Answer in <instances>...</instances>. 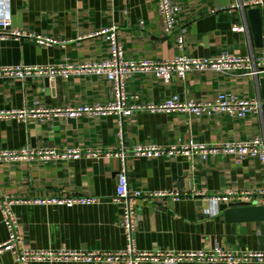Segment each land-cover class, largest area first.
Segmentation results:
<instances>
[{
	"label": "crops",
	"instance_id": "0c3cea01",
	"mask_svg": "<svg viewBox=\"0 0 264 264\" xmlns=\"http://www.w3.org/2000/svg\"><path fill=\"white\" fill-rule=\"evenodd\" d=\"M180 8L178 29L185 28L184 54L212 59L224 54L258 57L264 49V7H247L250 0H172ZM243 5V6H242ZM25 37L0 38V67L16 65L60 67L100 64L111 57L103 31L116 27L127 60L169 61L182 53L178 34L167 35L156 0H0V21ZM236 26L245 32L235 33ZM0 32H2L0 30ZM10 32V30L3 31ZM54 43L40 45L36 37ZM46 77L21 81L0 79V110H31L37 106L69 109L105 105L113 85L104 76L75 74L57 77L54 88ZM128 92L146 104L181 101L214 102L221 94L239 100L260 99L262 111L245 118L222 113L194 117L181 113L137 112L122 121L116 116L78 119L0 120V150L68 149L98 154L77 160L0 163V202L6 197L25 201L12 208L19 220L23 248L31 251L116 252L127 241L122 228L123 205L113 202L121 162L105 156L126 146H172L196 143L220 146L264 139V98L259 83L238 73H188L165 84L152 74L133 77ZM123 132V140L120 137ZM129 188L144 194L181 193L179 201L155 198L135 201L139 219L135 233L141 251H212L216 246L238 253L264 251V221L228 222L217 203L206 197L234 193L257 194L264 187V164L233 156L131 158ZM202 193L205 197H196ZM53 197L95 198L92 205L73 207L26 203ZM9 231L0 208V245ZM0 264H18L16 256L0 254ZM31 264H108L83 261ZM113 264H122L119 262ZM141 264H153L142 262ZM180 264H227L186 261ZM238 264H262L240 262Z\"/></svg>",
	"mask_w": 264,
	"mask_h": 264
},
{
	"label": "built area",
	"instance_id": "2783aa9c",
	"mask_svg": "<svg viewBox=\"0 0 264 264\" xmlns=\"http://www.w3.org/2000/svg\"><path fill=\"white\" fill-rule=\"evenodd\" d=\"M8 3L10 0H2ZM158 13L163 20L165 33L171 35L178 34V46L181 55L173 60L152 61V60H127L117 36V28L113 27L103 31L108 35L111 43V57L108 61L100 64H86L81 66L62 65L60 67H39L16 65L13 67H0V79L14 78L21 81L46 77L56 79L63 77L68 79L72 75L90 74L104 76L108 82L113 85L112 101L108 104H96L93 106H80L77 108L60 109L46 108L37 106L31 110H0V120H46L58 117L69 119H78L83 116L105 117L116 116L121 121L137 112L150 113H181L194 117L203 115L214 116L222 113L229 114L231 117L245 118L251 114H259L262 111V102L258 99L239 100L233 96L221 94L214 102H195L193 100L181 101L175 96L162 104H146L139 102L137 97L128 92L129 81L138 75L152 74L156 79L165 84L171 83L174 78L185 80L188 73L197 72H215L224 75L239 74L244 77H250L258 81L264 78V49L258 57H239L224 54L218 58L198 59L191 58L184 54L185 28L178 29L177 15L180 8L172 0H156ZM243 6V5H242ZM244 6L264 7V0H250L244 3ZM10 20L0 21V38L6 36L25 37L20 31L11 30ZM6 30H10L5 34ZM245 27L236 26L232 29L235 33L245 32ZM40 45L54 43L52 40L36 37ZM120 137L123 140V132L120 131ZM82 156L98 157V154H91L82 150L68 149L59 152L54 148L30 149L28 147L21 150H0V163H9L14 161H45L59 162L77 160ZM107 157H115L121 162V170L118 173V186L114 203L122 204L124 208L122 228L126 237V247L116 252H85L73 250L61 251H31L23 248L22 240L19 236V220L14 215L12 208L15 205L23 204L25 201L6 197L1 200L0 208L3 214L4 223L9 231V240L0 245V254L10 251L16 256L18 264H31L33 262H66L83 261L85 263H108L116 262L122 264H141L142 262H151L153 264H180L186 261L216 263L226 262L227 264H238L240 262L262 263L264 264V251H244L232 253L220 246H216L212 251H141L137 249L135 233L139 219L136 215L135 201L138 199L151 200L155 198H172L179 201L184 195L181 193H151L144 194L139 191H131L129 188L127 163L131 158H175V157H196L201 160H207L209 157L233 156L239 161L247 157L258 158L264 164V139L255 137L249 141L236 144H224L220 146H207L196 143L184 145L158 146V145H134L126 146L123 141L120 147L105 154ZM196 197H205L202 193H196ZM206 200L217 204H251L256 206L264 205V187L257 194L234 193L233 191L225 194L209 196ZM37 205H55L73 207L76 205H92L97 203L95 198H67L53 197L50 199H36L26 201Z\"/></svg>",
	"mask_w": 264,
	"mask_h": 264
},
{
	"label": "water",
	"instance_id": "95a60500",
	"mask_svg": "<svg viewBox=\"0 0 264 264\" xmlns=\"http://www.w3.org/2000/svg\"><path fill=\"white\" fill-rule=\"evenodd\" d=\"M45 82L54 88L55 80L49 78ZM261 87V92L264 98V78L257 81ZM186 159V157H182ZM219 211H224L226 220L228 222H262L264 221V205L256 206V203L251 204H231V205H217Z\"/></svg>",
	"mask_w": 264,
	"mask_h": 264
}]
</instances>
